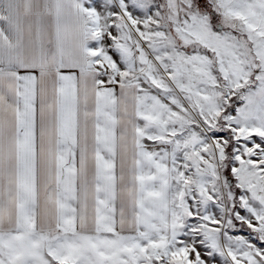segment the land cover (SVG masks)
I'll return each mask as SVG.
<instances>
[{
	"label": "snow or ice",
	"instance_id": "snow-or-ice-1",
	"mask_svg": "<svg viewBox=\"0 0 264 264\" xmlns=\"http://www.w3.org/2000/svg\"><path fill=\"white\" fill-rule=\"evenodd\" d=\"M0 264H264V0H0Z\"/></svg>",
	"mask_w": 264,
	"mask_h": 264
}]
</instances>
